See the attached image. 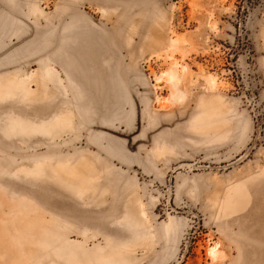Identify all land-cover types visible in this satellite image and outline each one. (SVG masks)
<instances>
[{
	"label": "rangeland",
	"instance_id": "obj_1",
	"mask_svg": "<svg viewBox=\"0 0 264 264\" xmlns=\"http://www.w3.org/2000/svg\"><path fill=\"white\" fill-rule=\"evenodd\" d=\"M0 264H264V0H0Z\"/></svg>",
	"mask_w": 264,
	"mask_h": 264
},
{
	"label": "bare ground",
	"instance_id": "obj_2",
	"mask_svg": "<svg viewBox=\"0 0 264 264\" xmlns=\"http://www.w3.org/2000/svg\"><path fill=\"white\" fill-rule=\"evenodd\" d=\"M173 73H174V72H173ZM173 73H172V77L174 78V77H175V74H173ZM176 77H177V76H176ZM212 251H214V250H212ZM212 251H211V252H212ZM212 253H213V252H212ZM214 254H216V253H214Z\"/></svg>",
	"mask_w": 264,
	"mask_h": 264
}]
</instances>
